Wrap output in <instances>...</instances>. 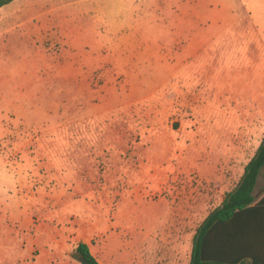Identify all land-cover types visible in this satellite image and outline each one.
<instances>
[{"label": "rangeland", "instance_id": "rangeland-1", "mask_svg": "<svg viewBox=\"0 0 264 264\" xmlns=\"http://www.w3.org/2000/svg\"><path fill=\"white\" fill-rule=\"evenodd\" d=\"M195 1L82 0L100 10L69 45L38 32L40 7L0 8V264L72 259L87 242L107 264L135 250L138 264L189 263L264 135V0L199 10L196 25ZM151 235L180 248L153 260Z\"/></svg>", "mask_w": 264, "mask_h": 264}, {"label": "trees", "instance_id": "trees-1", "mask_svg": "<svg viewBox=\"0 0 264 264\" xmlns=\"http://www.w3.org/2000/svg\"><path fill=\"white\" fill-rule=\"evenodd\" d=\"M13 1L0 0V8ZM261 172H264V136L236 186L197 227L188 264H238L243 260L264 264V197L254 203L252 195ZM242 213L255 216L243 221L239 218ZM72 257L80 263L100 264L86 243L76 245Z\"/></svg>", "mask_w": 264, "mask_h": 264}, {"label": "crops", "instance_id": "crops-1", "mask_svg": "<svg viewBox=\"0 0 264 264\" xmlns=\"http://www.w3.org/2000/svg\"><path fill=\"white\" fill-rule=\"evenodd\" d=\"M130 1H131L132 8H134L133 3L137 4V8H144V9L158 8L162 10L164 9L169 10L171 6V0H130ZM182 2H184V0H175V3L174 2L173 3L176 4L177 8L179 9ZM231 5H232V0H201L200 2L195 1L194 2V10H195L194 24L195 25L197 24L198 15H201V13H198L199 10L204 11L203 16L205 15L206 17L214 9L216 10V12L218 11L217 13H220L219 10L226 11L227 8ZM39 7H40V11H42L43 14L47 15V18L46 20L42 21V23L40 24L38 32L40 34H43L42 37L49 36L48 38L49 40L51 39L53 40L54 39L53 37L57 36L56 41L62 44H65V45L67 44L69 45L74 40H77L76 38H74V34L78 31L80 27L86 25V21L91 20L90 21L91 24L95 26L96 22L93 21V17H94L95 12L100 10L99 7L91 8L89 7V5L83 4L82 0H23V11L25 13H26V10H30V9H34V11H37V8L39 9ZM91 11L94 12L93 15H90ZM1 25L5 27L7 26V28H4V29L2 28L0 31V36H2V39L0 41V52H2L0 54V68L3 67V64L6 63L5 61L7 60L5 57L6 54L4 53L5 52L9 53L10 47H11L10 46L11 42L9 40L10 38L8 40H5L6 36L10 37V32H11V29L9 28L10 20L9 19L3 20ZM17 26H18V30H17V36L15 40H17L18 42V46L22 45V47L25 48L27 44V36L28 38H32V37L29 33H27L24 22L19 21ZM206 38L207 37L205 34H198V35H194L193 38H191L192 39L191 41L202 43L201 40L206 39ZM14 41L12 42V44L14 43ZM38 41H41L42 43L44 40L39 39ZM259 144L260 142L258 143L257 147L259 146ZM254 153L252 154V156L254 155ZM248 161L245 163V165L248 163ZM244 167L242 169V174H243ZM252 195L254 197V203L259 202L264 197V172H261L259 176L257 177V181H256ZM250 214L251 213H242V215L239 218L240 220L245 221L255 216V215H250ZM262 238H264V234L262 235ZM86 244H88L89 250L91 254L93 255V257L100 264H107V262L105 263L103 259L98 260L96 258V256L94 255L95 251H94L93 245H91L89 242H87ZM144 246H145V249L150 250L151 258L153 260L159 259L160 262H164L169 259L170 249L179 250L180 248V245L177 244L176 241L172 242L169 236L163 237L161 241H157L153 235L147 238V242L144 244ZM74 248L75 246L72 247V254H73ZM155 251H160V252H155ZM139 257L140 256L137 250L132 251V254H131L132 261L130 262V264H138ZM37 264H79V263H77L73 257L72 259L63 258L62 256L54 258L50 254H46L45 256H42L41 258L38 259ZM238 264H251V262H249L248 260H243L239 262Z\"/></svg>", "mask_w": 264, "mask_h": 264}, {"label": "water", "instance_id": "water-1", "mask_svg": "<svg viewBox=\"0 0 264 264\" xmlns=\"http://www.w3.org/2000/svg\"><path fill=\"white\" fill-rule=\"evenodd\" d=\"M81 264H84V262H81Z\"/></svg>", "mask_w": 264, "mask_h": 264}]
</instances>
